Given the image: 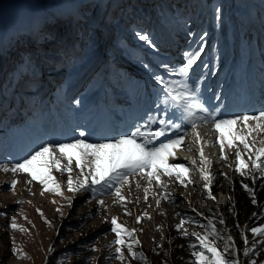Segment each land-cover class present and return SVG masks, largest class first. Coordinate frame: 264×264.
I'll return each mask as SVG.
<instances>
[{"label":"rangeland","instance_id":"1","mask_svg":"<svg viewBox=\"0 0 264 264\" xmlns=\"http://www.w3.org/2000/svg\"><path fill=\"white\" fill-rule=\"evenodd\" d=\"M129 2L132 3L128 4ZM210 2L211 0H0V128L10 125L7 118L11 120L14 118L9 116L10 114L16 117L21 115L17 111L19 106L12 101L14 94L27 95L31 91L34 92L36 88V93L45 90L44 86L39 90L43 75L40 71V64L32 62V68H19L25 67L27 63V48L34 47L37 53H46L43 59H47L50 64L56 59L62 62L63 66L68 65L66 73L62 71L63 75H61L59 71L55 74L57 79H64L68 74L74 73L77 65L78 69L84 70L86 66L92 64L90 68L85 69V74L92 67L96 69L95 71L104 73L110 53L106 51L104 58L99 60L103 43L102 30L107 31L110 37L111 33L108 28L112 30L119 27L121 20L118 19L119 13L122 10L126 11L127 7L149 5L154 11L153 22L151 25L144 26L142 34L150 38L145 45L149 47L150 53L154 54V56L150 55V62L159 65L161 64L159 61L162 60L159 57L164 56L169 62L173 59V64L177 66L174 70L176 78L175 75H168V83L171 85L178 86L179 82L187 79L178 74L183 63H179L182 55H178L174 42L181 48H185L188 40L190 41L189 47L194 42V48L203 47L207 59L216 60L218 59V46L221 47L225 38L233 41L241 37L248 43L253 40V35L249 30L250 25L247 26V22H250L251 16L255 13L249 9L250 0H220L217 5L219 11H212L213 17L208 10ZM253 2L257 10H264L259 0H253ZM95 4L97 7L100 4L98 12L94 7ZM167 4H173L177 15L175 19L179 23H172L171 19L166 17L168 12H166L165 21H160V14L164 11L159 8L166 9ZM114 6L118 9L113 14L111 12ZM137 14L141 15L142 11H138ZM77 22H82L84 27L91 30L89 34L83 30L87 38L82 39L81 30L77 32L78 36H75L74 40L72 36L66 38L63 50L73 49L71 59L55 55L52 48L58 39L60 42L61 37L69 35H58V32L62 29H69L72 32L77 30L74 26ZM165 23H169V29L164 27ZM52 24L63 26L56 29V32L46 31L45 26L51 27ZM153 27L157 28L152 38ZM42 32L44 38L41 37ZM126 32L129 38L121 41H125L129 47L126 45L119 50L132 54L138 47L134 41H138L137 45H141L143 41L139 39V33L132 29ZM169 36L174 38V41L171 40L172 48L167 44L171 54L162 50L165 46L163 39ZM113 38H115V33L108 43L111 52L118 50L117 46H121ZM130 40L131 44L128 42ZM243 40H241V45L244 47ZM54 41L55 45L52 47ZM9 62L14 63L13 66L17 65L16 70L9 72ZM71 63H74L75 67H70ZM36 66L38 70L35 69ZM212 66L213 64L209 73L213 71ZM193 68L195 67L192 66L190 70ZM150 69V71L153 70L151 67ZM242 71L244 70L241 66L240 72ZM21 72H31L37 77L32 86H30L32 76L21 80L18 76ZM112 72L114 75V70ZM139 74V79L143 82L146 75L141 71ZM239 77L242 78L240 75ZM123 84L124 89L122 86L119 87L121 93H125L130 87L136 88L138 81L137 79H126ZM188 84L198 86L199 95L211 108L218 106L224 98L222 107L228 110L226 113L236 110L233 105L241 95L234 88L230 87L226 90L227 84L218 86V88H223L224 94L221 97L207 92V86L202 85L198 78L190 80ZM12 86L16 89L15 93H11ZM237 86L244 87L242 83H238ZM75 97L76 95L72 96V98ZM24 103H20V106ZM63 107L66 109L67 105L64 104ZM200 120L198 119L197 122ZM185 122L190 125L187 121ZM255 123V121H249L253 127ZM232 130L238 134H245L247 131L239 122L232 126ZM223 131L226 137L230 136L228 128ZM207 136L203 134L202 137L208 140ZM219 136L220 133L209 146L210 152L213 151L212 155L203 153L204 157L210 161L207 164L200 162V152L196 151L194 153L191 151L193 159L178 158L177 155L183 150V145L188 142V137L180 149H173L174 155L166 158L167 163L182 164L189 169L187 173H181L179 178L175 174L171 177L164 175L161 169V183L157 184L154 179L151 183L147 178L142 179L140 173L129 174V182H121L118 185L121 195L125 197L123 201L115 195V189L103 188V191H91L89 188L80 192L68 191L67 180L70 175L68 172L61 173L55 169L52 170V175L61 186L62 194L57 195L55 192L44 191V186L37 180H31L27 173L13 174L11 171L0 170V264H194L196 257L192 255L193 250L203 251V249L200 248L193 234L205 237L212 227H215L217 233L213 246L226 259H238L240 264H253V262L264 264V235H254L250 231L253 227L264 226V168L254 169L252 167V161L256 159L255 147L261 146L264 134L256 132L249 138V143L253 145L252 152L245 150L238 141L234 142L236 147L232 149L227 148V142H225L226 159L221 158V151L218 148ZM6 138L2 139L3 143L7 141L8 138ZM204 140L201 139L200 144L203 143L206 147L207 141ZM192 141L195 145L199 144L196 138ZM36 144L40 146L39 139ZM237 150L241 152L242 160L248 165L240 171H237ZM7 152V162H2L0 159V165L10 167L22 160L15 159V156L20 154L12 153L9 147ZM193 161L195 163H192ZM257 163H264V157ZM201 168L205 170L206 176L213 177L210 188H205L209 181L201 178ZM71 175L74 181L80 177V170L74 167V162ZM13 179L18 183L15 189L11 190L9 186ZM245 184L252 189V195L245 191L243 187ZM75 186L76 183H74ZM204 189H207L206 194L202 195ZM209 194L213 197L212 199L208 198ZM253 199L256 203H253ZM98 201H103V203L100 204ZM254 213L256 215H253ZM113 217H116L117 223L124 228L134 230L132 236L121 233V239L125 241L124 245L114 243L117 237L111 231ZM182 220L183 225L177 228ZM221 220L224 221L223 224L220 223ZM13 221L19 226L18 229L11 228ZM209 221L212 222L211 225ZM20 228L24 231H20ZM241 233L247 239V244L244 243ZM228 236L232 237L229 245L233 243L235 245V257L225 252L224 240ZM221 237L224 239H219ZM207 239L211 241L213 238L208 236ZM128 244H131L133 251L143 253L147 258L146 262L140 258H133L128 251ZM190 244L195 245V249H190ZM13 246L18 249L17 254L11 252ZM50 247L51 252H49ZM117 247L121 248V253H116ZM245 249L249 251L248 256L244 255ZM230 251L231 247H229ZM20 253H23V256ZM206 255L211 256L210 253ZM117 256H122V259L115 258Z\"/></svg>","mask_w":264,"mask_h":264},{"label":"snow or ice","instance_id":"2","mask_svg":"<svg viewBox=\"0 0 264 264\" xmlns=\"http://www.w3.org/2000/svg\"><path fill=\"white\" fill-rule=\"evenodd\" d=\"M219 9H217V12ZM139 39L145 43L149 42V37L144 34H138ZM187 57L186 63L178 70V74L184 78L188 77L189 69L196 63L199 56V52H192L191 54L185 53ZM156 81L162 86V92L166 94V99H162L161 103L167 105L163 109V118L158 119V123L161 127L156 131H143L140 126H137L135 131L129 133L118 134L117 137H106L102 141L88 142L85 131H80L79 136L81 138H73L70 142H46L40 145L37 150L30 152L27 157L12 164L0 165V170L5 172L11 171L13 174L16 173H27L31 180H37L41 185L44 186V191L55 192L57 195L61 193V186L57 183L55 177L52 175V170L55 169L57 172H68L70 175L67 180V188L70 192L86 191L89 188H94L99 185L104 189L112 190L115 189V195L121 200H125V197L121 195L120 188L118 185L128 183L129 174L140 173L141 178H147L149 183L154 179L157 184L161 183L160 170L163 169V174L169 177L175 174L177 178L180 177L181 173H187L189 169L182 164H168L167 157L173 156V149H180L184 143L185 137L183 135H177L175 139H168L166 142L160 143L158 146L153 145V141H156L159 137L164 136L165 132L169 129H179L182 126V121H187L193 130L197 129L196 118L200 117L202 122L211 123L212 127L220 133L219 143L221 158L226 159L225 142H227V148L232 149L236 147L235 141L243 145V148L249 152H252L253 145L249 143V138L252 137L253 133L260 132L264 134V109L257 111L252 115L248 114H233L228 119H217L215 112L210 110L202 97L199 95L198 86H189L187 79L179 82V85H171L166 83L160 76L154 77ZM172 109L171 113L168 109ZM249 121H255L254 127L249 124ZM149 122L156 123L157 120L149 117ZM242 123L243 129L247 130L245 134H238L232 130V126L237 123ZM228 128L230 136L226 137L224 129ZM142 138L141 142H137V138ZM196 142L201 143V137L199 132H196ZM74 150V151H71ZM254 155L256 159L252 161V167L254 169L264 168V163H257L262 157H264V141H261V146L255 147ZM201 163L207 164L210 161L207 160L203 155V144L200 149ZM251 160V156H249ZM236 160L238 161L237 171L243 168H247L248 165L242 160L241 152L236 151ZM67 163L64 164L63 162ZM74 167L80 170V177H77L76 181L73 180L71 173ZM192 163H195L193 161ZM201 178L207 179L209 184L205 185V188L209 187L213 177L206 176L205 170H200ZM31 181H29L30 183ZM183 182V181H181ZM191 182V181H189ZM18 181L13 179L10 184V189L14 190ZM74 183L76 186L74 187ZM245 191L252 195V189L248 185H243ZM147 192V189H145ZM43 194V193H42ZM209 199L213 197L209 194ZM102 204L103 201H98ZM253 203H256L253 199ZM253 215H256L255 213ZM139 221V217L137 218ZM184 221H181L177 228L183 225ZM209 221V225H211ZM224 223L223 220L220 221ZM113 227L111 231L116 234V245H124L125 241L121 239V233H125L128 236H132L134 230H128L122 225L117 223V218L111 219ZM12 229H18L19 226L13 221L11 223ZM20 231L24 229L20 228ZM250 231L254 235H264V226L253 227ZM196 236L199 242L200 248L203 251L193 250L192 255L196 257L194 264H240L238 259H226L218 249L213 246L217 239V233L215 227L211 228V231L207 233V236L200 237ZM211 236L213 239L208 241L207 237ZM242 238L243 233H241ZM224 239V238H219ZM232 241V237L228 236L225 243V252L229 255L236 256V248L234 243L229 245ZM138 243V241H135ZM244 243L248 241L244 238ZM128 251L133 258H140L146 262L147 258L143 253L135 252L132 250L131 244L127 245ZM159 247V246H157ZM195 245L190 244V249H195ZM229 247L231 251L229 252ZM52 248H49V252ZM116 253H121V248L115 249ZM155 251V249L153 250ZM13 254H17L18 249L16 247L11 248ZM206 253H210L209 257ZM23 256V253H20ZM167 255V253H165ZM244 255L248 256V249L244 250ZM115 258L122 259V256ZM255 264V262H253Z\"/></svg>","mask_w":264,"mask_h":264},{"label":"trees","instance_id":"3","mask_svg":"<svg viewBox=\"0 0 264 264\" xmlns=\"http://www.w3.org/2000/svg\"><path fill=\"white\" fill-rule=\"evenodd\" d=\"M219 2H220V0H211V2H210V6H209V8H210V10H211V12L213 11V12H217V5L219 4ZM132 2H129V4H131ZM157 3V5H158V2H156ZM176 8V7H175ZM117 9H118V7H114L113 9H112V13L114 14V13H116V11H117ZM161 11H164L162 14H160L161 15V18H160V21H162L164 18H165V15H166V12H168L169 14L168 15H170L172 18H174V20H176L175 18L177 17V15H176V13H175V9H174V7H173V4H167V7H166V9L165 8H159ZM155 10V9H154ZM126 13H125V15H124V18H126L125 19V25H128V20L131 18V17H133V24H138V23H142L143 24V26H146V25H151V23L153 22V13H154V11L150 8V6L149 5H142V6H139V7H137V6H135V7H129L128 9H126ZM137 11H142V14L141 15H138L137 14ZM214 14V13H213ZM215 19V18H214ZM214 24L216 25V22L214 21ZM59 25V26H58ZM61 26H63V25H60V24H52L51 25V27L50 26H45L46 27V31H49V32H56V29L58 30ZM75 28H77V30H75V31H85V32H87L88 34L90 33V29L89 28H86V27H84L83 25H82V22H77V23H75ZM131 28V27H130ZM156 28L157 27H153V30H152V33H156ZM132 29V28H131ZM155 29V30H154ZM135 30H137V28H135ZM70 31H69V29H62V31L61 32H58V35H62V34H68ZM41 37L42 38H44L45 36H44V34H43V32H42V35H41ZM68 37V35H66V36H63V37H61L60 39V43H59V46L57 47V45L56 46H54L52 49H53V52H54V54L55 53H61V52H63V47L65 46V40H66V38ZM34 47H32V48H27L26 49V55H27V63H26V65H25V67H21V68H32L33 66H32V62L34 63L35 61H37L36 59V57H37V55H39V53H37V50L34 48ZM45 51H47V50H45ZM45 54L46 53H41V55L44 57L45 56ZM44 62H47V59H44ZM13 64L14 63H9V67H8V70H9V72H11V71H14V70H16V66L17 65H15V66H13ZM25 64V63H24ZM38 65H39V63H38ZM37 65V66H38ZM37 66H36V68L35 69H37ZM30 73L31 72H29V73H19L18 74V76H19V78L21 79V80H24V78H27L28 76H29V78L31 77V75H30ZM21 74V75H20ZM32 80V79H31ZM27 89V88H26Z\"/></svg>","mask_w":264,"mask_h":264},{"label":"bare ground","instance_id":"4","mask_svg":"<svg viewBox=\"0 0 264 264\" xmlns=\"http://www.w3.org/2000/svg\"><path fill=\"white\" fill-rule=\"evenodd\" d=\"M250 6H251V4H250ZM206 130H209L208 128H203V130H201V129H197V130H194V131H192V133L188 136V139H187V143H186V145L183 147V150H181L180 151V153L177 155L178 156V158H192V152L194 153L195 151L196 152H200V149H201V144L199 143V144H196L195 145V142H193L192 140L193 139H195L196 138V132L198 131L199 132V135H200V137H201V139H203L204 140V137H202L203 136V134H206V135H208L207 136V139L208 140H204L206 143H207V145H206V147L205 146H203V147H205L204 149H203V153L204 154H211L212 155V152H210V148H209V146H211L210 144H211V141L213 140V139H216L217 137H218V132L217 131H214V129H210L209 131H207L206 132ZM110 133V131H107L106 132V134H109ZM195 141V140H194ZM203 144V143H202ZM218 148H220V145H219V143H218ZM192 151V152H191ZM219 153H220V151H219ZM216 154H218V152H216ZM219 155V154H218ZM193 159V158H192ZM186 161V160H185ZM193 176V175H192ZM202 183V182H201ZM204 186V185H203ZM201 188H202V185H201ZM209 188H210V186H209ZM206 190L207 189H204L203 191H202V195H205L206 194ZM208 192V191H207Z\"/></svg>","mask_w":264,"mask_h":264}]
</instances>
